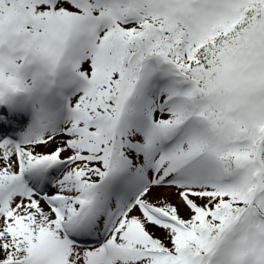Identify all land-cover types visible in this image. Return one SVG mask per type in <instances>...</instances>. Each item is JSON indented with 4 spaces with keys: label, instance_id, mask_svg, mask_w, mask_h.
<instances>
[{
    "label": "snow or ice",
    "instance_id": "obj_1",
    "mask_svg": "<svg viewBox=\"0 0 264 264\" xmlns=\"http://www.w3.org/2000/svg\"><path fill=\"white\" fill-rule=\"evenodd\" d=\"M0 264H264V0H0Z\"/></svg>",
    "mask_w": 264,
    "mask_h": 264
}]
</instances>
